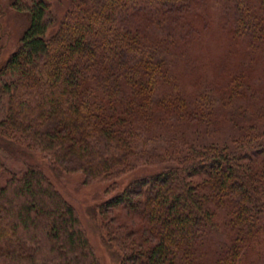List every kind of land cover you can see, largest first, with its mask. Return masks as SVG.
Instances as JSON below:
<instances>
[{
  "label": "trees",
  "instance_id": "trees-1",
  "mask_svg": "<svg viewBox=\"0 0 264 264\" xmlns=\"http://www.w3.org/2000/svg\"><path fill=\"white\" fill-rule=\"evenodd\" d=\"M216 1L70 0L47 22L39 0L0 69V135L114 188L152 173L106 202L140 218L120 264H264V0ZM0 264H102L45 169L1 154Z\"/></svg>",
  "mask_w": 264,
  "mask_h": 264
},
{
  "label": "rangeland",
  "instance_id": "rangeland-1",
  "mask_svg": "<svg viewBox=\"0 0 264 264\" xmlns=\"http://www.w3.org/2000/svg\"><path fill=\"white\" fill-rule=\"evenodd\" d=\"M37 1L39 0H0V69L18 48L29 25L28 13ZM47 1L52 5V12H48L46 16L47 22L62 17L70 3V0ZM218 5L217 0L215 10H218ZM215 19L217 20L216 17ZM12 79V74L0 75V121L5 118L8 110V94L4 90V84ZM0 154L6 165L14 171L25 169L28 163L40 164L77 210L102 264H120L117 249L120 246L117 244L123 240L127 243L135 240L132 232L138 228L140 218L130 214L125 205L114 207L106 202L118 194H123L126 187H130L131 196L135 198L140 184L137 182L151 177L150 170L142 169L126 175L114 188V184L110 182L91 180L72 162L71 169L57 172L36 151L20 146L3 135H0Z\"/></svg>",
  "mask_w": 264,
  "mask_h": 264
}]
</instances>
